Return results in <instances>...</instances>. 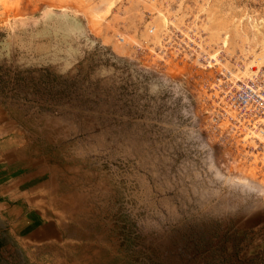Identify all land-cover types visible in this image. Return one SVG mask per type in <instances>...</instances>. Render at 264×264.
I'll list each match as a JSON object with an SVG mask.
<instances>
[{"label":"rangeland","instance_id":"1","mask_svg":"<svg viewBox=\"0 0 264 264\" xmlns=\"http://www.w3.org/2000/svg\"><path fill=\"white\" fill-rule=\"evenodd\" d=\"M0 108L66 197L0 264H264V0H0Z\"/></svg>","mask_w":264,"mask_h":264},{"label":"crops","instance_id":"2","mask_svg":"<svg viewBox=\"0 0 264 264\" xmlns=\"http://www.w3.org/2000/svg\"><path fill=\"white\" fill-rule=\"evenodd\" d=\"M23 130L0 108V248L1 260L15 250L35 256L62 238V198L52 187L49 167L41 155L29 153ZM47 163V165H46ZM57 170V168H54Z\"/></svg>","mask_w":264,"mask_h":264},{"label":"built area","instance_id":"3","mask_svg":"<svg viewBox=\"0 0 264 264\" xmlns=\"http://www.w3.org/2000/svg\"><path fill=\"white\" fill-rule=\"evenodd\" d=\"M234 99H236L237 102L240 103V107L242 108H247L249 103L253 101V98H250V95L247 94L238 95L237 97H234Z\"/></svg>","mask_w":264,"mask_h":264},{"label":"trees","instance_id":"4","mask_svg":"<svg viewBox=\"0 0 264 264\" xmlns=\"http://www.w3.org/2000/svg\"><path fill=\"white\" fill-rule=\"evenodd\" d=\"M4 243L3 240L0 241V248H1V245ZM0 261H1V257H0Z\"/></svg>","mask_w":264,"mask_h":264},{"label":"bare ground","instance_id":"5","mask_svg":"<svg viewBox=\"0 0 264 264\" xmlns=\"http://www.w3.org/2000/svg\"><path fill=\"white\" fill-rule=\"evenodd\" d=\"M123 43V42H122ZM123 46V45H122ZM150 61V60H149Z\"/></svg>","mask_w":264,"mask_h":264}]
</instances>
